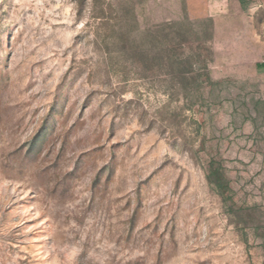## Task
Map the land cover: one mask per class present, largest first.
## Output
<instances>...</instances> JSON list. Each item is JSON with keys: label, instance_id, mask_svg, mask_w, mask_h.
<instances>
[{"label": "rangeland", "instance_id": "374dc122", "mask_svg": "<svg viewBox=\"0 0 264 264\" xmlns=\"http://www.w3.org/2000/svg\"><path fill=\"white\" fill-rule=\"evenodd\" d=\"M206 1L0 0V264H264V30Z\"/></svg>", "mask_w": 264, "mask_h": 264}, {"label": "crops", "instance_id": "0c3cea01", "mask_svg": "<svg viewBox=\"0 0 264 264\" xmlns=\"http://www.w3.org/2000/svg\"><path fill=\"white\" fill-rule=\"evenodd\" d=\"M200 15L211 18L214 24L221 21L222 24H245L243 26L264 30V0H207ZM256 38L259 41L257 33ZM255 70L256 74L264 75L263 59L255 64Z\"/></svg>", "mask_w": 264, "mask_h": 264}, {"label": "trees", "instance_id": "16d2710c", "mask_svg": "<svg viewBox=\"0 0 264 264\" xmlns=\"http://www.w3.org/2000/svg\"><path fill=\"white\" fill-rule=\"evenodd\" d=\"M207 181L222 198L224 203L230 201V198L226 196L228 181L219 169H213V171L207 175Z\"/></svg>", "mask_w": 264, "mask_h": 264}]
</instances>
